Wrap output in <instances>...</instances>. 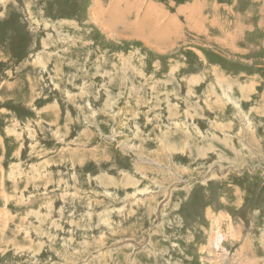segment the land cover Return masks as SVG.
Listing matches in <instances>:
<instances>
[{
  "label": "rangeland",
  "instance_id": "1",
  "mask_svg": "<svg viewBox=\"0 0 264 264\" xmlns=\"http://www.w3.org/2000/svg\"><path fill=\"white\" fill-rule=\"evenodd\" d=\"M142 1L0 0V264H264V0Z\"/></svg>",
  "mask_w": 264,
  "mask_h": 264
},
{
  "label": "crops",
  "instance_id": "2",
  "mask_svg": "<svg viewBox=\"0 0 264 264\" xmlns=\"http://www.w3.org/2000/svg\"><path fill=\"white\" fill-rule=\"evenodd\" d=\"M128 1H130V0H128ZM137 3H138L139 6L143 9V1H142V0H137ZM198 5H199V6H198ZM202 6L204 7V5H203L202 3H201V5H200V3H198V1H196V2L194 3L193 9H192V8H188V6H187V7H184V8H181V7H180L179 9L184 10V12H186L187 10L190 12L191 10H194V9H200V8H203ZM199 7H200V8H199ZM142 9H141V10H142ZM186 9H187V10H186ZM141 10H140V11H141ZM140 11H138V12H140ZM153 11L156 12L155 10H153ZM194 11H195V12L198 11V13H199V11H201V10H197V11L194 10ZM194 11H193V12H194ZM184 12H182V13H184ZM198 13H197V15H198ZM175 14H178V13H175ZM138 15H139V14H136V13H135V16H138ZM154 15H155L156 18H158V17H157V12H156V14H154ZM147 17H149V16H148V14H147V12H146V13L144 14L143 18L146 19ZM170 17H171V16H170ZM170 19H171V18H170ZM171 20H172V19H171ZM171 20H169L170 23H171ZM134 24L137 25L138 22L135 21ZM161 28H162V27H161ZM139 31L142 32V33H144L145 30H144L143 28H141V29H139ZM145 37H146V36H143V35H142V39H144ZM156 45H158V44H156Z\"/></svg>",
  "mask_w": 264,
  "mask_h": 264
},
{
  "label": "bare ground",
  "instance_id": "3",
  "mask_svg": "<svg viewBox=\"0 0 264 264\" xmlns=\"http://www.w3.org/2000/svg\"><path fill=\"white\" fill-rule=\"evenodd\" d=\"M132 3H133V1H132ZM155 4V3H154ZM148 5V4H147ZM199 6V5H198ZM200 8V7H199ZM182 10V9H181ZM183 11V10H182ZM92 12L95 14V13H97L98 14V11L95 9V8H93L92 9ZM147 12V11H146ZM145 13V12H144ZM149 13V12H148ZM176 13H177V11H176ZM101 14V13H100ZM151 14V13H150ZM154 14V13H153ZM155 14H156V12H155ZM163 14V13H162ZM124 15V14H123ZM154 16V15H153ZM147 18H150V17H147ZM153 18V17H152ZM104 23V22H103ZM110 23V22H109ZM152 23V22H151ZM111 25V24H110ZM165 27V26H164ZM164 27H162V29L164 28ZM107 28V27H106ZM166 28V27H165ZM164 28V29H165ZM168 28V27H167ZM168 30V29H167ZM164 33V32H163ZM146 36V35H145ZM154 36V35H153ZM155 37V36H154ZM147 38V37H146ZM145 38V39H146ZM153 38V37H152ZM157 41V40H156ZM164 42V41H163ZM147 44V43H146Z\"/></svg>",
  "mask_w": 264,
  "mask_h": 264
}]
</instances>
